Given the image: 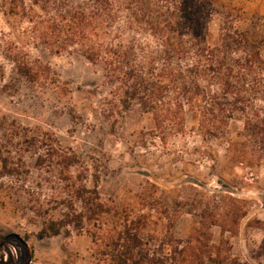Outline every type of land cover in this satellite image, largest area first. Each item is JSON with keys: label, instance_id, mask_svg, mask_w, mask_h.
I'll return each mask as SVG.
<instances>
[{"label": "rangeland", "instance_id": "rangeland-1", "mask_svg": "<svg viewBox=\"0 0 264 264\" xmlns=\"http://www.w3.org/2000/svg\"><path fill=\"white\" fill-rule=\"evenodd\" d=\"M121 1L117 21L102 29L103 43L128 47L138 62L152 52L164 54L165 43L145 26L128 29ZM143 4L150 6L153 17L168 12L166 3ZM228 25L260 40L264 0H204L188 30L213 36L215 43ZM78 49L52 52L34 40L28 25L0 12V264H94L85 232L69 226L58 236L40 239L39 234L49 222L67 219L72 185L98 186L102 197L126 205L149 176L157 177L169 204L183 208L175 229L179 239L200 226L206 203L221 196L246 200L248 215L239 235L226 236L235 257L264 264L259 250L264 238V165L227 166L226 143L205 142L190 112L184 133L166 137L139 103L113 115L107 102L114 87L101 66L88 62ZM17 62L29 64L33 74L25 75ZM241 129L240 121L231 124L234 136ZM60 157L69 158L67 167ZM212 233L219 243L221 229L213 227Z\"/></svg>", "mask_w": 264, "mask_h": 264}, {"label": "trees", "instance_id": "trees-1", "mask_svg": "<svg viewBox=\"0 0 264 264\" xmlns=\"http://www.w3.org/2000/svg\"><path fill=\"white\" fill-rule=\"evenodd\" d=\"M75 1L0 0V12L28 25L34 40L50 51L60 54L78 47L88 62L101 66L114 87L107 102L113 115L139 103L166 137L184 133L190 112L205 142L226 143L227 166L264 165V37L258 40L228 25L214 43L213 36L189 31L204 0H155L169 7L154 17L143 4L149 0H125L128 29L145 26L166 46L164 54L152 52L138 62L128 47L103 43L102 29L117 21L121 0ZM17 63L25 75L33 74L29 64ZM234 121L242 123L235 136L230 131ZM58 161L69 165L67 157ZM149 178L126 205L102 197L98 186L72 185L67 219L49 222L39 238L58 236L73 226L91 239L94 264H250L233 255L226 236L239 235L248 215L246 200L221 196L206 203L200 226L179 239L175 229L183 208L169 204L157 177ZM213 227L221 229L219 243H214ZM259 250L264 255V238Z\"/></svg>", "mask_w": 264, "mask_h": 264}]
</instances>
